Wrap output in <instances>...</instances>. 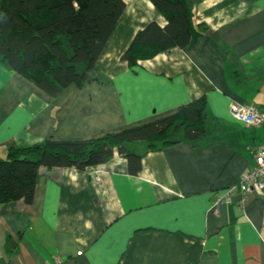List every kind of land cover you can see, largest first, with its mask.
Returning <instances> with one entry per match:
<instances>
[{
  "label": "crops",
  "instance_id": "obj_1",
  "mask_svg": "<svg viewBox=\"0 0 264 264\" xmlns=\"http://www.w3.org/2000/svg\"><path fill=\"white\" fill-rule=\"evenodd\" d=\"M124 1L83 83L48 92L0 62V158L141 126L202 97L220 137L159 150L138 143L137 174L117 151L83 170L40 167L31 204H0V264H264V195L219 202L264 144V126L231 113L232 103L264 112V0H194L203 35L134 67L122 56L135 36L167 21L150 0Z\"/></svg>",
  "mask_w": 264,
  "mask_h": 264
},
{
  "label": "trees",
  "instance_id": "obj_2",
  "mask_svg": "<svg viewBox=\"0 0 264 264\" xmlns=\"http://www.w3.org/2000/svg\"><path fill=\"white\" fill-rule=\"evenodd\" d=\"M164 16L140 31L122 56L131 67L171 48H187L203 34L195 28L194 0H150ZM124 0H0V62L48 92L85 82L118 25ZM220 124L204 97L156 121L99 138L11 147L0 158V204H31L39 169L77 168L108 162L117 151L137 174L148 149L190 142L204 146L219 139ZM136 163V164H135Z\"/></svg>",
  "mask_w": 264,
  "mask_h": 264
},
{
  "label": "built area",
  "instance_id": "obj_3",
  "mask_svg": "<svg viewBox=\"0 0 264 264\" xmlns=\"http://www.w3.org/2000/svg\"><path fill=\"white\" fill-rule=\"evenodd\" d=\"M231 113L247 127L264 126V112L255 105L232 103ZM253 156L254 166L243 173L238 183L230 187L225 195L219 197V202L233 204L238 200L240 204H244L250 193L257 192L264 195V144L254 149Z\"/></svg>",
  "mask_w": 264,
  "mask_h": 264
}]
</instances>
